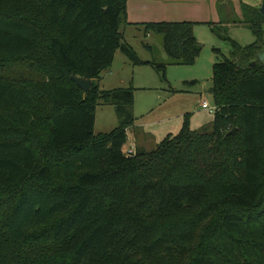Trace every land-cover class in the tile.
<instances>
[{
	"label": "trees",
	"instance_id": "obj_1",
	"mask_svg": "<svg viewBox=\"0 0 264 264\" xmlns=\"http://www.w3.org/2000/svg\"><path fill=\"white\" fill-rule=\"evenodd\" d=\"M128 2L0 0V264H264V15L242 2L249 45L212 23L231 44L214 65L212 130L187 122L129 154L135 88L99 85L119 50L143 63L122 31ZM195 25L142 24L186 65L202 49ZM21 61L28 72L11 73ZM100 102L120 125L97 135Z\"/></svg>",
	"mask_w": 264,
	"mask_h": 264
},
{
	"label": "rangeland",
	"instance_id": "obj_2",
	"mask_svg": "<svg viewBox=\"0 0 264 264\" xmlns=\"http://www.w3.org/2000/svg\"><path fill=\"white\" fill-rule=\"evenodd\" d=\"M168 1L166 5L169 11L160 19L195 21V35L202 49L194 64H174L164 49L162 34H146L142 25L122 26L126 41L133 46L143 63L135 65L119 50L112 67L103 72L99 85L104 90L131 86L135 88L136 121L130 128H142L148 141H144L139 135L135 150V143L132 144L133 140L129 139L124 148L125 152L133 147L134 154L152 151L167 137L178 135L187 122L190 130L195 132L212 130L215 123V112L204 109L202 104L207 100L211 106H215L212 94L214 65L218 56H221L219 51L228 56L231 50L229 41L219 38L212 28V23L220 24L216 9L218 0ZM231 1L242 17V2L261 5L263 0ZM228 33L242 45L252 44L256 40L255 35L240 23L238 26H231ZM152 63L163 64L165 67L159 70ZM24 64L21 61L10 72L17 75L20 71L27 73ZM119 125L120 118L116 107L111 103L100 102L96 112L95 133H109Z\"/></svg>",
	"mask_w": 264,
	"mask_h": 264
},
{
	"label": "crops",
	"instance_id": "obj_3",
	"mask_svg": "<svg viewBox=\"0 0 264 264\" xmlns=\"http://www.w3.org/2000/svg\"><path fill=\"white\" fill-rule=\"evenodd\" d=\"M168 2H169L168 0H129L128 2V22L129 24L125 25V27L142 25L143 23L151 22V21H165L164 18L163 19H160V18H162L165 12L169 11L168 5H166ZM262 4H263V1H262ZM262 4L261 5L256 4L257 6L256 5H252V6L261 8ZM216 9L218 12V17L220 16V22H221V19L226 20L224 21L225 25H228L229 28L233 25L238 26V23H234V22L236 21L238 22L241 19H243V15L242 17L239 16L237 9L233 1L231 0H218L216 2ZM238 17L240 19H237ZM240 25L242 26V23ZM127 132H128V138L133 140L132 144H134L135 142H139V135L141 139H143L144 141H148L147 140L148 136H144L145 132L140 127H136V128L134 127L133 129L129 128ZM132 144H130V146H132ZM134 145L136 146V143ZM136 149H137V146L135 147V150Z\"/></svg>",
	"mask_w": 264,
	"mask_h": 264
},
{
	"label": "water",
	"instance_id": "obj_4",
	"mask_svg": "<svg viewBox=\"0 0 264 264\" xmlns=\"http://www.w3.org/2000/svg\"><path fill=\"white\" fill-rule=\"evenodd\" d=\"M260 10L262 14L264 15V0H263V4ZM72 78L85 91V93L90 92V90L92 89V86H93L92 79H87V78L80 77V76H73ZM234 132L235 130H233L231 133H234Z\"/></svg>",
	"mask_w": 264,
	"mask_h": 264
},
{
	"label": "built area",
	"instance_id": "obj_5",
	"mask_svg": "<svg viewBox=\"0 0 264 264\" xmlns=\"http://www.w3.org/2000/svg\"><path fill=\"white\" fill-rule=\"evenodd\" d=\"M202 107L205 109H208L212 113L216 112V110H217V106H211L207 100H205L203 102ZM128 151H129L128 152L129 154H134V152H135L134 147L130 148Z\"/></svg>",
	"mask_w": 264,
	"mask_h": 264
}]
</instances>
